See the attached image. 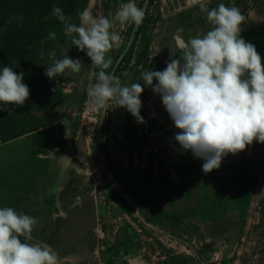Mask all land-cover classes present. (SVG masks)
Instances as JSON below:
<instances>
[{
  "label": "rangeland",
  "instance_id": "374dc122",
  "mask_svg": "<svg viewBox=\"0 0 264 264\" xmlns=\"http://www.w3.org/2000/svg\"><path fill=\"white\" fill-rule=\"evenodd\" d=\"M0 2V71L23 72L30 89L22 107L0 111V129L23 134L7 143L0 134V208L38 220L27 242L50 245L58 264H264V143L229 153L205 173L141 77L179 58V42L206 34L207 11L230 0H204L207 8L198 0H135L143 23L117 22L122 43L106 54L113 60L106 71L144 88V123L114 102L106 115L89 108L87 88L100 69L52 16L56 5L72 23L84 10L112 19L129 0ZM234 3L246 16L242 32L263 29L264 0ZM52 31L56 39L41 46ZM62 49L84 67L49 79L48 52L62 58Z\"/></svg>",
  "mask_w": 264,
  "mask_h": 264
},
{
  "label": "clouds",
  "instance_id": "9594fccd",
  "mask_svg": "<svg viewBox=\"0 0 264 264\" xmlns=\"http://www.w3.org/2000/svg\"><path fill=\"white\" fill-rule=\"evenodd\" d=\"M198 2L207 8L204 0ZM52 16L64 26V35L71 38V43L86 52L92 65L100 69L98 82L87 88L89 108L103 110L106 115L109 102H114L115 107L125 108L138 123H144L140 115L144 88L140 83L122 85L117 76L106 71L113 64L106 54L122 43L114 30L117 22L139 27L145 19L144 9L129 0L120 5L112 19L84 10L78 13L76 24L53 5ZM207 20L211 29L202 36L181 40L179 58L173 54L163 71L141 73L144 84L160 95L166 112L180 130L175 140L183 150L204 160L205 173L218 169L229 153L244 151L254 141L264 143V62L256 45L241 35L246 16L230 0V6L221 3L208 10ZM56 36L55 31L49 32L39 44L43 46ZM68 52L62 49V58H57L55 50L48 52L52 63L45 76L54 79L67 74L66 70L82 71V61L69 58ZM40 58L44 59L43 51ZM23 77L24 73H17L12 66L2 68L0 111H8L9 105L22 107L29 99L30 89ZM37 224L36 218L12 207L0 208V264H58L50 245L27 242L33 239L31 233Z\"/></svg>",
  "mask_w": 264,
  "mask_h": 264
},
{
  "label": "crops",
  "instance_id": "0c3cea01",
  "mask_svg": "<svg viewBox=\"0 0 264 264\" xmlns=\"http://www.w3.org/2000/svg\"><path fill=\"white\" fill-rule=\"evenodd\" d=\"M241 35L247 41H250L256 45L258 52L261 54L262 62H264V27L261 30L255 28V30L243 31L241 32ZM41 220L42 222L44 221L49 224V217H44Z\"/></svg>",
  "mask_w": 264,
  "mask_h": 264
},
{
  "label": "trees",
  "instance_id": "16d2710c",
  "mask_svg": "<svg viewBox=\"0 0 264 264\" xmlns=\"http://www.w3.org/2000/svg\"><path fill=\"white\" fill-rule=\"evenodd\" d=\"M1 11H2V6H1V2H0V16H1ZM13 130L10 131V130H5V129H0V134H1V138L3 139V143H7L15 138H18L20 136H22L23 134H20V135H16L15 133H13Z\"/></svg>",
  "mask_w": 264,
  "mask_h": 264
},
{
  "label": "water",
  "instance_id": "95a60500",
  "mask_svg": "<svg viewBox=\"0 0 264 264\" xmlns=\"http://www.w3.org/2000/svg\"><path fill=\"white\" fill-rule=\"evenodd\" d=\"M66 135H67L68 143L70 144L71 141H70V134H69V130L68 129L66 130Z\"/></svg>",
  "mask_w": 264,
  "mask_h": 264
}]
</instances>
